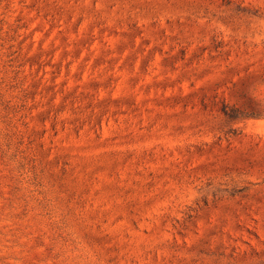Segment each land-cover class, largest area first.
Wrapping results in <instances>:
<instances>
[{
  "label": "rangeland",
  "instance_id": "1",
  "mask_svg": "<svg viewBox=\"0 0 264 264\" xmlns=\"http://www.w3.org/2000/svg\"><path fill=\"white\" fill-rule=\"evenodd\" d=\"M0 264H264V0H0Z\"/></svg>",
  "mask_w": 264,
  "mask_h": 264
},
{
  "label": "trees",
  "instance_id": "2",
  "mask_svg": "<svg viewBox=\"0 0 264 264\" xmlns=\"http://www.w3.org/2000/svg\"><path fill=\"white\" fill-rule=\"evenodd\" d=\"M226 115H228L229 117H231V115H229V114H227V113H225Z\"/></svg>",
  "mask_w": 264,
  "mask_h": 264
}]
</instances>
